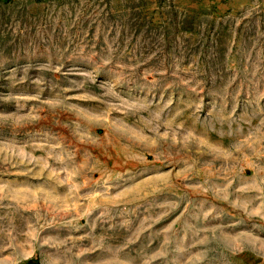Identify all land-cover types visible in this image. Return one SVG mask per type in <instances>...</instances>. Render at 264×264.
<instances>
[{
    "label": "rangeland",
    "instance_id": "rangeland-1",
    "mask_svg": "<svg viewBox=\"0 0 264 264\" xmlns=\"http://www.w3.org/2000/svg\"><path fill=\"white\" fill-rule=\"evenodd\" d=\"M0 264H264V0H0Z\"/></svg>",
    "mask_w": 264,
    "mask_h": 264
}]
</instances>
